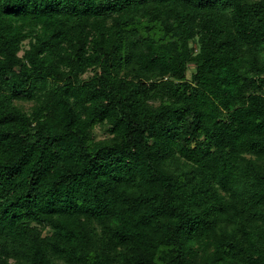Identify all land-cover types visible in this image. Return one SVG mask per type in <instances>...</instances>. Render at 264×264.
<instances>
[{"label": "trees", "instance_id": "16d2710c", "mask_svg": "<svg viewBox=\"0 0 264 264\" xmlns=\"http://www.w3.org/2000/svg\"><path fill=\"white\" fill-rule=\"evenodd\" d=\"M0 264H264V0H0Z\"/></svg>", "mask_w": 264, "mask_h": 264}, {"label": "rangeland", "instance_id": "374dc122", "mask_svg": "<svg viewBox=\"0 0 264 264\" xmlns=\"http://www.w3.org/2000/svg\"><path fill=\"white\" fill-rule=\"evenodd\" d=\"M194 69V66L191 67V71ZM191 71L189 72V75L191 73ZM91 75V73H87L86 76H89ZM28 106L30 105V103L27 104ZM96 133H97V137L98 138H103V137H107L109 134H108V131H107V128L106 126H101L99 125L96 129ZM46 233H48V231H46Z\"/></svg>", "mask_w": 264, "mask_h": 264}]
</instances>
